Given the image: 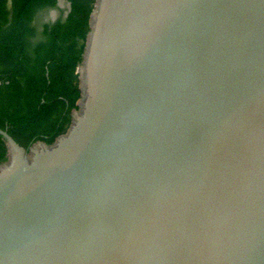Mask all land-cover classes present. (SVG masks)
Instances as JSON below:
<instances>
[{
	"label": "water",
	"instance_id": "obj_1",
	"mask_svg": "<svg viewBox=\"0 0 264 264\" xmlns=\"http://www.w3.org/2000/svg\"><path fill=\"white\" fill-rule=\"evenodd\" d=\"M88 26L67 131L0 128V264H264V0H95Z\"/></svg>",
	"mask_w": 264,
	"mask_h": 264
},
{
	"label": "trees",
	"instance_id": "obj_2",
	"mask_svg": "<svg viewBox=\"0 0 264 264\" xmlns=\"http://www.w3.org/2000/svg\"><path fill=\"white\" fill-rule=\"evenodd\" d=\"M58 0H0V128L23 148L65 133L80 97L78 73L95 0H67L64 17L35 25ZM7 146L0 136V164Z\"/></svg>",
	"mask_w": 264,
	"mask_h": 264
},
{
	"label": "rangeland",
	"instance_id": "obj_3",
	"mask_svg": "<svg viewBox=\"0 0 264 264\" xmlns=\"http://www.w3.org/2000/svg\"><path fill=\"white\" fill-rule=\"evenodd\" d=\"M68 11V4L66 1H57L55 8L45 9L40 11L35 17V25L40 29L42 23L52 22L57 18L64 17Z\"/></svg>",
	"mask_w": 264,
	"mask_h": 264
}]
</instances>
